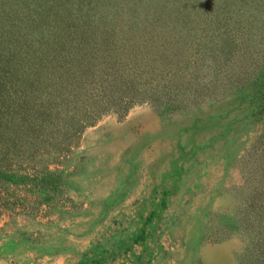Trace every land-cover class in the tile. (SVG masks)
I'll return each mask as SVG.
<instances>
[{
	"label": "rangeland",
	"instance_id": "obj_1",
	"mask_svg": "<svg viewBox=\"0 0 264 264\" xmlns=\"http://www.w3.org/2000/svg\"><path fill=\"white\" fill-rule=\"evenodd\" d=\"M38 1L0 0V264H264V85L253 88L264 11L247 19L264 0H70L53 11L49 30L68 14L74 44L108 34L83 44L92 57H143L156 98L83 129L86 92L48 114L59 96L36 61ZM178 15L185 27L172 31ZM237 15L230 50L220 19ZM205 16L195 53L203 28L191 19Z\"/></svg>",
	"mask_w": 264,
	"mask_h": 264
},
{
	"label": "trees",
	"instance_id": "obj_2",
	"mask_svg": "<svg viewBox=\"0 0 264 264\" xmlns=\"http://www.w3.org/2000/svg\"><path fill=\"white\" fill-rule=\"evenodd\" d=\"M230 1L231 0H228L225 4H228ZM105 3L108 4V1ZM70 5V0H44V5L38 1V8L43 7V12L35 9V18L30 26L32 31L40 33L39 36H34L37 37L42 47L41 54L44 56L37 57L38 59H36V61L38 60L39 63L43 61L48 62V66L46 67L49 68L44 69L45 75L41 76L44 79L47 78L44 85L47 88L50 87L52 90L51 93H54L53 95L59 96L52 97L51 106L54 108L48 109V114L52 115V113H54L53 115H59L68 112L70 109L63 110L62 108L66 106H72L71 109L73 110L76 105H78L77 103H80L79 98L81 94L86 92L88 96L85 101L84 121L80 122V124H84V126H80V129H83L95 123L100 115L110 112L123 115L137 103L155 100L156 98L152 95L153 91L149 93V89L152 86L150 80L148 82V88L146 87L147 79L144 76H148L149 72L140 67V61H142L143 57H131L125 61H123L124 57H92V53L87 51L83 44L86 42L95 43L92 45V48H97L101 44L100 41L108 39V34L103 33L98 36L95 28L92 36L88 38L80 36L78 42L74 44L75 35L71 32V23L73 21L70 22L68 14L65 15L53 29L49 30L58 17L52 14L53 11L61 12L68 10L71 7ZM132 6L134 7L133 4ZM134 9L135 7L133 11ZM249 9L251 13L249 12L250 14L247 19L250 20H256L259 13L264 11V9L258 8L257 5ZM133 11L132 15L134 14ZM238 17H240V15H237L232 20L227 16H223V18L220 19L225 29L223 38H225V42L228 43L230 50L232 48V41L228 32L232 28L239 27ZM176 18L180 19L181 22L180 25L176 27V25L170 21L172 31L175 29L182 30V28L185 27L182 16L178 15ZM90 19L91 17H89V23L92 24L93 20ZM263 19L264 17L261 18L259 22L264 23ZM191 20L196 26L200 28L202 25L203 28V30L199 32L200 37H196L191 43V45L195 44L192 52H205L204 47H206L205 43L208 35H203L202 33L201 36L200 33L208 31V16L197 18V22H195L194 19ZM86 21L87 20H85V22ZM100 21L99 24L104 23L105 18L103 17ZM164 24L166 25L168 22L165 20ZM255 29L257 31L264 29V25L256 26ZM84 33L85 32L82 34ZM79 47H82L86 52V57L80 54V50H78ZM47 52L50 55L53 53L57 55L64 52V56L70 55V57H47ZM133 63H137L138 66L132 65ZM95 65L98 67H95ZM96 78H99L98 81H95ZM245 81L248 80L245 79ZM97 82H102V86L97 87ZM262 85H264V74L255 78L253 88L260 87V89H263ZM84 86L85 89L80 90V87ZM89 88H92V90L90 91ZM67 93L69 96L64 100ZM91 96L92 101H88ZM62 101H64V103L59 106ZM59 111L63 112L59 113ZM73 118L72 115V119ZM262 213H264V211H262Z\"/></svg>",
	"mask_w": 264,
	"mask_h": 264
}]
</instances>
